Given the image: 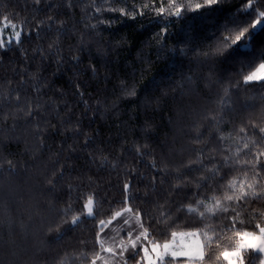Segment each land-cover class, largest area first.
Returning <instances> with one entry per match:
<instances>
[{"label": "trees", "instance_id": "obj_1", "mask_svg": "<svg viewBox=\"0 0 264 264\" xmlns=\"http://www.w3.org/2000/svg\"><path fill=\"white\" fill-rule=\"evenodd\" d=\"M159 7L0 0V264H92L117 217L198 233L200 258L159 264H225L264 229V0Z\"/></svg>", "mask_w": 264, "mask_h": 264}, {"label": "rangeland", "instance_id": "obj_2", "mask_svg": "<svg viewBox=\"0 0 264 264\" xmlns=\"http://www.w3.org/2000/svg\"><path fill=\"white\" fill-rule=\"evenodd\" d=\"M14 36H16V34ZM261 80H264V63L260 64L245 78V81L247 82ZM85 215H92V200H88L85 204ZM118 218L120 217H117V225L110 228L107 232L106 230H103L99 234L98 241L101 246V251L92 264H125L126 258L133 252V242L137 245L136 250L139 249V247L151 245L146 242V233L141 227L138 216L133 217V219L126 217L128 219L125 220H119ZM126 224L130 225L131 228L126 229ZM167 243L169 244V247L168 249L163 250L164 254L161 256L159 263L165 257H172V252L190 253L187 258L192 260L200 258L202 255L201 241L197 232L175 233ZM245 250H252L253 252L260 253L262 261H264V251H262L264 250V241L259 242L255 249ZM262 261L260 264H262Z\"/></svg>", "mask_w": 264, "mask_h": 264}, {"label": "snow or ice", "instance_id": "obj_3", "mask_svg": "<svg viewBox=\"0 0 264 264\" xmlns=\"http://www.w3.org/2000/svg\"><path fill=\"white\" fill-rule=\"evenodd\" d=\"M174 3V0H169V8L159 7L157 8V14H164L167 11H171L173 15L178 16L182 11L181 8L171 7ZM200 5H195V9L198 10ZM166 32V29L164 30ZM239 39V37H237ZM238 242L237 247L232 250H225L220 255L224 259L225 264H242V253L245 249H255L257 244L261 241H264V229H261L260 232L251 233V232H243L237 233ZM169 244L165 242L163 245L160 243H154L150 246L139 247V252L142 253L140 259L138 260V264H159L161 256L164 254L163 250L168 249ZM137 245L135 242L132 243L133 252L136 251ZM151 249V250H149ZM264 251V250H262ZM172 257L187 259L190 253H177L172 252ZM264 264V261H262Z\"/></svg>", "mask_w": 264, "mask_h": 264}, {"label": "clouds", "instance_id": "obj_4", "mask_svg": "<svg viewBox=\"0 0 264 264\" xmlns=\"http://www.w3.org/2000/svg\"><path fill=\"white\" fill-rule=\"evenodd\" d=\"M226 47V46H225ZM127 95V93H126ZM97 104H102L103 102L102 101H97L96 102ZM115 105V101H113V106ZM241 131H243V129H241ZM226 159V158H225ZM257 190L258 191H261V192H264V183H260L258 186H257ZM222 192H223V188L221 189V192L220 193H217V195H222ZM191 207V205H189Z\"/></svg>", "mask_w": 264, "mask_h": 264}]
</instances>
